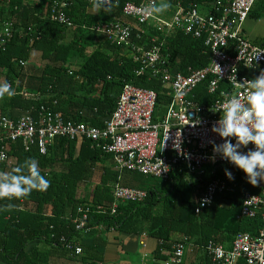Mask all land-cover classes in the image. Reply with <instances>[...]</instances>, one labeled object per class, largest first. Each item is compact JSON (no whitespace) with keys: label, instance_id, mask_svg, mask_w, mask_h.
Listing matches in <instances>:
<instances>
[{"label":"trees","instance_id":"obj_1","mask_svg":"<svg viewBox=\"0 0 264 264\" xmlns=\"http://www.w3.org/2000/svg\"><path fill=\"white\" fill-rule=\"evenodd\" d=\"M164 1L186 9L188 5H205L206 13L211 9L209 4L215 2ZM256 2L247 20L259 18ZM3 3L11 16L13 37L0 51V77L12 80L14 95L0 98V117H11L13 111L36 117L34 112L44 106L74 124L101 130L112 116L124 85H132L156 93L157 121V117L166 114L173 95L161 83V77L152 74V69L137 74L139 64L134 57L138 49L158 48L160 55L168 56L167 64L173 73L188 74L209 62L210 52L203 40L185 36L178 28L152 26L159 18L155 11L156 19L144 25L123 17L125 4L140 5L145 0H112L95 12L90 11L95 7L90 0ZM63 4L66 8H62ZM53 9L62 11L71 27L53 21ZM114 20L130 24L129 46L116 45L106 38L103 29L97 30ZM33 52L39 55L37 65L30 61ZM21 62L32 64V72L21 67ZM258 71L249 70L247 78H256ZM192 95L190 98L204 106L215 100V96L207 94L206 85H199ZM7 148L15 164L2 172H10L34 158L41 174L51 183L46 190H33L23 198L0 199L1 264H104L109 240L118 241L122 234H144L154 242L152 260L142 259L140 264H171L172 247L176 245L183 246L184 256L186 247L196 249L191 264H212L206 251L209 243L222 245L228 251L237 234L255 237L262 227L260 213L255 218L241 216L242 195H259L261 183L251 184L238 168L206 167L199 181L179 165L171 170L168 180L158 181L114 170L112 157L90 141L77 147L66 138H56L46 155L34 148L25 152L19 141L8 142ZM226 169L234 179L226 176ZM215 179L224 182L223 194H216L213 203L196 214L205 183ZM148 181L156 185H147ZM116 187L145 191L147 197L139 202L118 203L112 212ZM222 199L225 204H221ZM79 206H89L91 210L86 226L80 230L75 228ZM139 245L143 247L141 242Z\"/></svg>","mask_w":264,"mask_h":264},{"label":"built area","instance_id":"obj_2","mask_svg":"<svg viewBox=\"0 0 264 264\" xmlns=\"http://www.w3.org/2000/svg\"><path fill=\"white\" fill-rule=\"evenodd\" d=\"M111 1L104 0V3L110 5ZM158 1L145 0L140 5L127 3L122 10L123 17L136 25H144L156 19L153 17L154 11L148 14L146 10L156 7ZM256 1L215 0L209 4L210 11L204 15L200 14L196 6H190L189 9L178 7L172 12L170 21H162L168 29L178 28L185 36L203 40L210 52L209 62L203 68L190 70L188 74L173 73L167 64L168 56L160 55L158 48L138 49L134 57V62L139 64L137 74L152 69V74L161 77V83L173 95L166 114L157 117V121L154 120L156 93L132 85H124L112 116L101 130L74 124L44 106L34 112L36 117L28 113L16 119L1 116L0 173L15 164L14 158L7 152L8 142L19 141L25 152L34 148L40 155H46L48 146L56 138H66L77 147L84 141H90L112 157L114 170L138 173L161 181L168 180L171 170L179 165L184 166L187 174L196 176L199 181L206 167L236 168L213 151V141L221 143L222 139L212 128L223 115V112L213 110L220 108L232 96L246 97L252 80L246 76L249 70H259L254 77L264 72V42L256 45L243 36L245 21ZM90 2L95 4V0ZM62 8H66V4ZM51 19L71 27L62 11L53 9ZM101 29L114 44L124 47L130 45L129 23L114 20L107 27L97 28L98 31ZM12 37L11 16L8 12H0V51L5 50ZM25 65L20 63L21 67ZM234 77L237 82L244 81V87H237ZM5 80L3 76L0 77V82ZM199 85H206L207 94L215 96L209 106L190 98ZM253 147L250 143L242 151ZM211 175L215 176L213 173ZM224 190V182L218 179L205 183L195 213L199 214L209 207L216 194H223ZM242 196L241 216L255 218L260 213L261 230L255 237L237 234L228 251L222 245L209 243L206 251L212 264H240L242 260L245 264H264V182L261 183L259 195L244 193ZM146 197L145 191L116 187L112 212L118 203L139 202ZM21 208L18 207L19 210ZM90 212L88 206L77 208L79 217L75 221L76 229L86 226ZM141 244L145 247L143 241ZM172 248L171 264H183V246Z\"/></svg>","mask_w":264,"mask_h":264},{"label":"clouds","instance_id":"obj_3","mask_svg":"<svg viewBox=\"0 0 264 264\" xmlns=\"http://www.w3.org/2000/svg\"><path fill=\"white\" fill-rule=\"evenodd\" d=\"M95 7L98 10L104 9V0H95ZM161 10L153 7L146 12L151 14ZM234 79L236 81L235 77ZM236 85L244 87V81H236ZM5 95H14L12 84L7 80L0 82V98ZM213 111L223 112L212 128L222 139L221 143L213 141L214 153L242 170L251 184L259 185L264 182V72L250 81L246 97L242 99L232 96ZM250 143L254 147L246 152L242 151ZM226 176L234 179L229 170H226ZM50 183V179L41 174L39 162L33 158L23 165H17L10 172L0 173V199L23 198L33 190H46ZM8 207L14 205L9 204ZM140 238L143 241L147 237Z\"/></svg>","mask_w":264,"mask_h":264},{"label":"crops","instance_id":"obj_4","mask_svg":"<svg viewBox=\"0 0 264 264\" xmlns=\"http://www.w3.org/2000/svg\"><path fill=\"white\" fill-rule=\"evenodd\" d=\"M37 1L38 0H24V3H35ZM159 1H162V5H164V3H167L164 0H159ZM167 4H168V10H167L168 13H171V12L177 10L178 7H183V6H180L178 4H176L175 6H172L169 4V2ZM8 5H9V2H8ZM4 6H5V4H2L0 2V12L7 13L5 11L6 8H4ZM188 6L190 7V5H188ZM203 7H201V8H203ZM184 9H186V8H184ZM90 11L95 12L96 8L94 7L92 9H90ZM198 11L201 13V15H203L200 8H198ZM261 18H262V15L259 14L258 19L255 20V19L250 18L247 21H250V22H251V20L252 21H258ZM131 22L133 23V21H131ZM245 33L246 32H245V27H244L243 36L246 38ZM250 42H252L253 44H256V45H262V43L264 42V35L257 36V38L255 40H252ZM38 56H39L38 53L33 52L31 54V57H30L31 63L33 62L35 65L39 64ZM33 67L34 66H32V64H26L25 65V68L28 72H32ZM7 80L9 82L12 81L8 77H7ZM11 84H13V83L11 82ZM12 115L13 116H11V117L8 116V117L12 118V119H16L20 115H22V113L19 111H13ZM15 116H17V117H15ZM112 166H113V164H112ZM221 204H225V200L222 199ZM140 242H142V239L140 238V236L129 235V234L120 235L118 238V241L109 240L108 246L104 252V264H136V262L138 264H140L142 262V259H145L146 261L152 260L151 251L154 248V242H152V240L149 238L143 239V242L146 244L144 248L140 247V245H139ZM195 250L196 249L193 247H190V246L186 247L185 256H184V261L186 264H191L195 260ZM136 253H138V254L133 256V254H136ZM66 264H77V263L67 261Z\"/></svg>","mask_w":264,"mask_h":264},{"label":"rangeland","instance_id":"obj_5","mask_svg":"<svg viewBox=\"0 0 264 264\" xmlns=\"http://www.w3.org/2000/svg\"><path fill=\"white\" fill-rule=\"evenodd\" d=\"M156 8L162 9L161 11L156 12V15L160 18V20L159 21L156 20L155 21L156 23L155 22L151 23L152 26H154V27H157L158 25L162 26L164 21H170L171 20L172 15L167 12V10H168V4L167 3H164V5H162V1H159L156 5ZM256 8L260 12V14L262 15V18L258 21H252V20H251V22L247 21L244 25L245 32H246L245 36L250 41L255 40L257 38V36L264 35V0H257L256 5H255V9ZM200 10L203 14L206 13V11L201 7H200ZM156 15L153 14V17L154 18L157 17ZM152 21H154V20H152ZM153 181H148V182H146V184L151 185V186L156 185V183ZM138 253L133 254V256L137 255Z\"/></svg>","mask_w":264,"mask_h":264}]
</instances>
